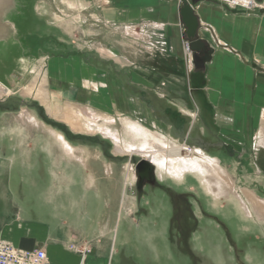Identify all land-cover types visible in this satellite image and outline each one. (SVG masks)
<instances>
[{"label":"rangeland","instance_id":"obj_1","mask_svg":"<svg viewBox=\"0 0 264 264\" xmlns=\"http://www.w3.org/2000/svg\"><path fill=\"white\" fill-rule=\"evenodd\" d=\"M107 4L106 0H9L5 5L2 18L15 22L19 43L12 48L14 38L0 42V192L8 193L9 184L13 192L20 193L67 192L75 183L82 186L79 172L73 174L71 169H82L80 162L88 156L91 166V160L101 156L95 164L99 182L110 189L111 198L119 196L118 200L109 196L107 203L115 202L117 212L126 203L133 224H142L139 239L157 247V253L148 256L165 260L167 251L162 247L160 234L164 217L172 230L171 239L179 248L190 244L189 234L195 231L191 241L197 248L194 264L203 262L200 239L196 238L207 229L214 230L209 234L211 241L219 239L216 236L220 231L231 243L250 240L262 243L264 210L240 193L249 189L264 202V170L260 173L256 168H226L220 162L225 168L222 169L218 158L210 154L214 160L209 153L206 155L217 166L203 161L211 163L218 172L213 169L203 172V162H196L191 154V160L185 162L188 167L170 169L171 158H181L182 154L168 155L169 159L161 155L156 169L162 183L136 188L135 164L144 158L137 150L158 152V148L167 146L162 143L167 139L175 147L193 148L167 134L165 128H156L158 122L166 125L152 120L155 115L140 103L139 90L149 87L151 99L158 103L155 91L161 93L163 88L168 95H174L190 72L186 59L176 58L177 51L168 43L165 32L153 24L126 22L121 14L117 18ZM186 47L184 42L185 50ZM120 84L131 92V101L121 97L125 92L120 90ZM44 95L48 96L51 108L42 101ZM68 102L86 106L93 119L110 128V133L118 134L120 140L101 131L90 132L74 126L65 119ZM160 103V108L177 107L166 99ZM260 120L264 126L263 109ZM132 124L140 130L135 132L137 136L130 133ZM87 145L100 150V154ZM232 153L235 158L240 155ZM176 158L174 164L179 163ZM89 171L87 176L93 178ZM223 172L235 191L217 185L223 180L219 176ZM204 173L211 176L209 183ZM73 175L79 179L77 182L68 178ZM32 178L41 184L31 187ZM175 206L180 208L178 215L174 213ZM180 226L189 231L184 232L183 244L176 243L181 240L177 233ZM248 227L256 232L254 237L245 233Z\"/></svg>","mask_w":264,"mask_h":264},{"label":"crops","instance_id":"obj_2","mask_svg":"<svg viewBox=\"0 0 264 264\" xmlns=\"http://www.w3.org/2000/svg\"><path fill=\"white\" fill-rule=\"evenodd\" d=\"M106 1L117 18L121 14L129 23L137 20L156 25L177 51L176 58L187 61L190 73L187 79L183 77L185 84L178 92H173L174 95L169 96L163 88L161 93L155 91L157 103L151 99L147 87L139 90L138 96L139 102L155 115L152 120L163 121L166 125L157 121V129L163 127L167 134L193 146L179 145L182 155L175 157L176 160L185 165L191 160L190 151L200 148L205 155L209 153L210 157L212 154L218 158L222 169L225 168L220 162L226 168H256L261 173L264 170V126L260 120V112L264 110V10L245 12L213 0L199 1L195 5L202 24L199 36L210 44L213 53L205 69L195 71L179 14L181 0ZM184 42L188 52L183 48ZM123 84L120 90L123 89L129 98L125 93L121 97L131 101L132 94ZM163 99L177 107L160 108ZM253 146L261 147L253 149ZM94 149L100 154V150ZM88 151L95 153L91 149ZM233 151L240 155L233 157ZM86 159L80 162L82 169H71L73 174L79 172L82 186L75 183L76 186L67 192L20 193L13 192L11 184L8 193L0 192V241L21 249H44L49 264H194L197 248L194 243L179 248L169 240L167 217L160 231L162 247L167 251L165 260L148 256L157 253V247L139 239L142 224H133L126 203H122L118 212L115 202L107 203L110 199L118 200L119 196L111 198L110 189L99 182L95 164L100 162L101 156L91 160L92 167L90 156ZM89 169L90 175L95 177L87 176ZM68 178L75 182L78 179L74 175ZM40 184L37 178L29 181L33 188ZM217 185L220 189L234 190L223 183ZM214 190L218 189L214 187ZM240 194L253 203L243 189ZM212 231L200 232L202 236L198 234L197 238L194 235L200 239L199 250L203 253L200 264H264V241L231 243L220 231L216 236L219 239L211 241ZM246 232L253 237L256 233L249 227ZM72 244H87L91 251L83 256L70 247Z\"/></svg>","mask_w":264,"mask_h":264},{"label":"bare ground","instance_id":"obj_3","mask_svg":"<svg viewBox=\"0 0 264 264\" xmlns=\"http://www.w3.org/2000/svg\"><path fill=\"white\" fill-rule=\"evenodd\" d=\"M189 46V42H187V48ZM0 85H2V82H0ZM3 87H4V84H3ZM46 105L51 108V105L49 104L50 102L48 101V96L44 95V97L42 98ZM69 105H66V108H67V114L65 115V119H68L74 126H77L78 128H80L81 130H85V131H90V132H98V131H101L102 133L104 134H107L115 139H119L120 137L118 136V134H112L110 133V128L104 126V125H99L98 122L96 121V119H93L94 116L88 111V109L86 108V106L84 107L83 105H81V107H79L76 103H70L68 102ZM142 125V124H141ZM94 126L96 128H94ZM130 129V133L133 134L134 136H137L135 135L136 133L135 132H139L140 130L136 127V126H133V124L131 125V127L129 128ZM120 140V139H119ZM162 143H165L167 144V146L165 148H158V152H155V151H150V150H146L144 148H142L141 150H137L138 152L140 153H143L144 155V159H147L149 162H152L155 164L156 168H157V162L156 161H159L160 162V158L162 157L161 155L163 156H166L167 155V158H171V157H168V155L172 156L171 154H182V151L180 150L181 147L180 146H173L171 144H174L172 143L171 141H169L168 139L167 140H163ZM67 149L69 148V146L67 144H65ZM120 146V144H119ZM71 148V147H70ZM155 150V149H153ZM179 150V151H178ZM136 151V150H133V152ZM192 153V156L194 157L195 156V160L196 162L198 161H201V163L203 164V166L201 165V168H204L202 169L203 172L204 170H207V169H213L215 170V172H218L216 170V168L214 169L212 166L211 163H206L205 161L207 162H212L213 164H215L216 162L210 158L209 156L205 155L202 150L200 148H197V149H193V151L191 150L190 151ZM190 153V154H191ZM173 158L175 157H172L171 161L173 162ZM205 160V161H203ZM199 163V162H198ZM153 164V165H154ZM169 165V164H168ZM155 166H154V169H155ZM181 166H187L182 164V163H176L174 164V162L172 164L169 165V168L171 169H179ZM216 166H217V163H216ZM159 167V166H158ZM188 167V166H187ZM135 171V170H134ZM184 173V172H183ZM206 176H207V182L209 183L211 180L209 178H211V176H209L207 173H204ZM204 175V177H205ZM136 176V175H135ZM219 176L223 179L222 181H219L218 183H223V184H226L227 186L229 187H232L234 188V190L236 189L234 187V185L231 183V180L230 178L222 173H219ZM136 178V177H135ZM214 181V180H213ZM226 183H224V182ZM217 183V184H218ZM244 191V190H243ZM244 194L246 195V197L251 201L253 202V204L257 207H259L260 210H264V202L261 200H256V197L254 195L253 192L247 190V191H244Z\"/></svg>","mask_w":264,"mask_h":264},{"label":"water","instance_id":"obj_4","mask_svg":"<svg viewBox=\"0 0 264 264\" xmlns=\"http://www.w3.org/2000/svg\"><path fill=\"white\" fill-rule=\"evenodd\" d=\"M199 1L201 0H181V7L179 10L181 21L185 26V36L189 42L188 48L191 52L193 69L195 71L204 70L206 63L210 61L213 53V49L210 48V44L199 36L202 24L197 11L195 10V5ZM8 2L9 0H0V42L6 40V38H14L12 48H15L19 43V31L17 26L15 25V22H6L2 18V11ZM16 7H18V4ZM9 48L10 46L8 47V50ZM135 165V170L139 177L142 172H147L151 177L155 175L154 165L147 159L140 158Z\"/></svg>","mask_w":264,"mask_h":264},{"label":"built area","instance_id":"obj_5","mask_svg":"<svg viewBox=\"0 0 264 264\" xmlns=\"http://www.w3.org/2000/svg\"><path fill=\"white\" fill-rule=\"evenodd\" d=\"M223 3L232 9L245 12L264 10V1L258 0H213ZM83 256L91 251L87 244L70 246ZM0 264H49L47 253L44 249H21L7 241H0ZM83 264V263H82Z\"/></svg>","mask_w":264,"mask_h":264},{"label":"flooded vegetation","instance_id":"obj_6","mask_svg":"<svg viewBox=\"0 0 264 264\" xmlns=\"http://www.w3.org/2000/svg\"><path fill=\"white\" fill-rule=\"evenodd\" d=\"M152 163V162H151ZM152 164H154V163H152ZM154 166H155V164H154ZM135 174H136V176H137V179H136V184H135V186H136V188H138V189H140L144 184H149V185H151V184H161L162 183V181L158 178V175H157V169H156V167H155V175L153 176V177H151L147 172H142L141 174H140V177L137 175V173H136V171H135ZM169 187V186H168ZM170 188V187H169ZM169 204H170V206H172L171 205V203L169 202ZM180 212V208H179V206L178 207H176L175 206V210H174V213H175V215H178V213ZM183 226H180L179 227V229H178V231H177V233H178V238L179 239H181V240H178L176 243L177 244H183V238H185V234H184V232L185 233H187V232H189V231H187V230H185V228L183 227ZM170 229V228H169ZM195 231H192V232H190V234H189V240H190V244L192 243L191 241H192V237H193V233H194ZM171 234H172V230L170 229L169 230V238L171 239ZM171 242H173L172 241V239L170 240ZM174 243V242H173ZM175 244V243H174Z\"/></svg>","mask_w":264,"mask_h":264}]
</instances>
